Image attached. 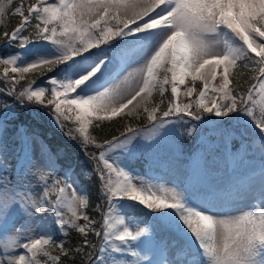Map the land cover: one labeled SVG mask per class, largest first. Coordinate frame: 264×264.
Segmentation results:
<instances>
[{"label": "snow or ice", "instance_id": "snow-or-ice-1", "mask_svg": "<svg viewBox=\"0 0 264 264\" xmlns=\"http://www.w3.org/2000/svg\"><path fill=\"white\" fill-rule=\"evenodd\" d=\"M0 85V264H264V0H0Z\"/></svg>", "mask_w": 264, "mask_h": 264}, {"label": "trees", "instance_id": "trees-1", "mask_svg": "<svg viewBox=\"0 0 264 264\" xmlns=\"http://www.w3.org/2000/svg\"><path fill=\"white\" fill-rule=\"evenodd\" d=\"M17 22L16 18H11L8 27L11 28ZM2 86V85H0ZM199 87V85H197ZM195 99V97H193ZM3 108H0V116L3 115ZM19 116L15 120L14 124L9 127L8 134H13L17 131L21 126L25 128L35 129L39 131L43 137L46 138V141L52 146L54 149L59 148L63 149L68 157L71 159L72 163L76 165L77 169H90V164L87 161L84 154L80 151L79 146L75 144L73 141L67 139L53 124H51L50 120L47 116L43 115V109L40 110V115H34L32 113H27L21 109H18ZM118 119V118H117ZM144 121H132L133 126L142 125ZM195 123V122H194ZM187 126L181 128L179 130V135L177 140L180 144L181 150L186 153L184 157V163H187V157L189 154L193 153L197 147L196 141L198 140L199 133L203 131L204 133H214L213 129H198L196 133H193L192 136H188L186 134ZM120 131H123V124L113 122L110 126L105 125L102 129L96 130V134L99 138H111L114 135H119ZM211 138H215L214 134ZM240 145V141L234 139L232 141L233 150L238 148ZM138 169L143 172L145 169L143 167V163L138 162ZM83 179V177H82ZM87 187L91 192V196L93 199V203H95L96 197V189L97 183L95 180L84 181ZM98 218V217H97Z\"/></svg>", "mask_w": 264, "mask_h": 264}, {"label": "rangeland", "instance_id": "rangeland-1", "mask_svg": "<svg viewBox=\"0 0 264 264\" xmlns=\"http://www.w3.org/2000/svg\"><path fill=\"white\" fill-rule=\"evenodd\" d=\"M37 82H39V79L37 80ZM9 137H12V134H9ZM215 138H216V136H215ZM10 147H11V145H10ZM168 148L171 149V150L181 149L180 144H179L177 138H175L174 140H172V141L169 142ZM185 156H186V153L181 150V157H180V159L183 162H184V157Z\"/></svg>", "mask_w": 264, "mask_h": 264}]
</instances>
